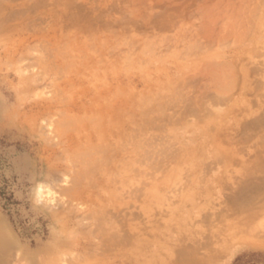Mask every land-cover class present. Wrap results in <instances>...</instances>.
Masks as SVG:
<instances>
[{"label": "rangeland", "instance_id": "374dc122", "mask_svg": "<svg viewBox=\"0 0 264 264\" xmlns=\"http://www.w3.org/2000/svg\"><path fill=\"white\" fill-rule=\"evenodd\" d=\"M0 264H264V0H0Z\"/></svg>", "mask_w": 264, "mask_h": 264}]
</instances>
